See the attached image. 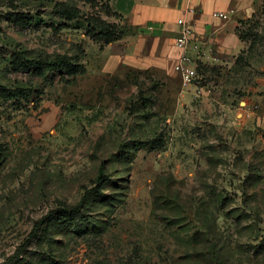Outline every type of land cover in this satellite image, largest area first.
<instances>
[{"label": "rangeland", "instance_id": "obj_1", "mask_svg": "<svg viewBox=\"0 0 264 264\" xmlns=\"http://www.w3.org/2000/svg\"><path fill=\"white\" fill-rule=\"evenodd\" d=\"M92 26L131 32L111 0H0V264H264V0L233 55L191 37L190 86L108 70ZM61 58L85 73L27 63Z\"/></svg>", "mask_w": 264, "mask_h": 264}, {"label": "crops", "instance_id": "obj_2", "mask_svg": "<svg viewBox=\"0 0 264 264\" xmlns=\"http://www.w3.org/2000/svg\"><path fill=\"white\" fill-rule=\"evenodd\" d=\"M261 4L262 0H111L131 32L114 43L121 47L106 60V68L172 74L181 53L173 45L181 17L192 25L194 45L233 55L241 44L239 23L251 19ZM188 9L194 13L188 14ZM216 12L226 13L227 19L214 18Z\"/></svg>", "mask_w": 264, "mask_h": 264}, {"label": "trees", "instance_id": "obj_3", "mask_svg": "<svg viewBox=\"0 0 264 264\" xmlns=\"http://www.w3.org/2000/svg\"><path fill=\"white\" fill-rule=\"evenodd\" d=\"M61 14H63L64 16H69L71 18H78L79 15L73 11H66V10H61ZM103 26V25H102ZM92 29L96 32L97 36H99V38L104 40L105 45H109L111 43L117 42L119 40H121L123 38V34L122 33H110L109 32V27L106 26L105 27H93ZM28 65L32 66L34 69H38L40 67L46 68L47 70L50 71H61L67 68H73L74 72L80 73L81 75H83L85 73V70L80 67V65H72L71 62L69 60L66 59H57L55 61H50V62H43V61H30L27 62ZM101 182V174H99L97 180H96V184ZM89 192H86L83 196V201L89 199ZM82 203H79L78 205H76L73 208H67V207H63L61 210L62 212L68 216L70 221L74 220V213H77L81 207ZM50 216V215H49ZM35 229V228H34Z\"/></svg>", "mask_w": 264, "mask_h": 264}, {"label": "built area", "instance_id": "obj_4", "mask_svg": "<svg viewBox=\"0 0 264 264\" xmlns=\"http://www.w3.org/2000/svg\"><path fill=\"white\" fill-rule=\"evenodd\" d=\"M188 14H193L194 10L188 9ZM213 17L218 19H227V14L222 12H216L212 14ZM178 26V34L174 39L173 45L175 48L181 51V55L175 65V72L180 77L181 82L184 86L193 85L197 80H199V75L197 72V65L192 59L185 54V49L193 36L192 28L187 24L185 17H181L176 21Z\"/></svg>", "mask_w": 264, "mask_h": 264}]
</instances>
